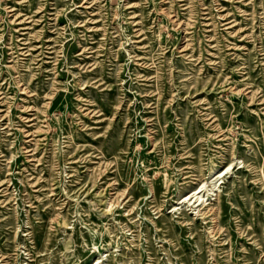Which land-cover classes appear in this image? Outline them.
Returning <instances> with one entry per match:
<instances>
[{
    "label": "rangeland",
    "instance_id": "rangeland-1",
    "mask_svg": "<svg viewBox=\"0 0 264 264\" xmlns=\"http://www.w3.org/2000/svg\"><path fill=\"white\" fill-rule=\"evenodd\" d=\"M98 261L264 264V0H0V264Z\"/></svg>",
    "mask_w": 264,
    "mask_h": 264
},
{
    "label": "bare ground",
    "instance_id": "bare-ground-1",
    "mask_svg": "<svg viewBox=\"0 0 264 264\" xmlns=\"http://www.w3.org/2000/svg\"><path fill=\"white\" fill-rule=\"evenodd\" d=\"M200 192H202V189L200 188V189H195L194 190V192H193V194L192 195H190L188 198H189V200H191L194 196H197V194H199ZM187 199V198H186ZM198 200H200V195L199 196H197V201ZM202 203H199V205H201ZM99 263V261L97 262V264Z\"/></svg>",
    "mask_w": 264,
    "mask_h": 264
}]
</instances>
